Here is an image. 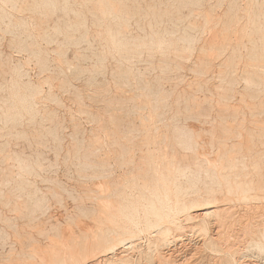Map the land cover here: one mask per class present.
<instances>
[{
  "label": "rangeland",
  "instance_id": "obj_1",
  "mask_svg": "<svg viewBox=\"0 0 264 264\" xmlns=\"http://www.w3.org/2000/svg\"><path fill=\"white\" fill-rule=\"evenodd\" d=\"M14 1L0 0V264H23V262L24 264H49L47 261L40 259L38 251L40 248L45 250L50 248L47 245L53 244L52 242L56 243L57 237L55 235L57 236L58 233H55V231L60 232L63 228H70L77 240L81 239L82 234L79 232H82L83 229L90 232L93 230L92 233L94 234H100L103 229L112 231L116 229L133 230L135 232L134 247L128 251H122L123 248L116 250V253L121 255L124 252L126 253L124 257L128 256L127 261H122L119 264H159V260H166V258L171 260L167 259L168 263H172L175 260L174 262H177V264L178 262L180 264H264V251L256 248V243L254 242L255 237H258L256 239L258 242L262 241V236L260 237V235H262L264 229L261 231L256 228H260V225L264 226V217L258 219V217H254V214L255 216L258 215L259 218L264 216V196H251L249 197L250 199L246 200L247 198H243L244 192H238L241 188L239 187L240 189L237 188L236 190L242 197L235 192L236 190L234 191L235 188L233 187H236V184L238 185L240 181H253L252 178H254L253 182H257L259 178H256L260 177L258 174L261 173V170L264 172V140H262L264 139V134L261 133L264 132V126H262L264 124V85L260 84L264 83V80H262L264 79V33L259 31L260 29L258 30L259 27L264 26V9H262L264 8V0H110L115 2L112 3L113 5H118L117 7L121 9L116 8L117 12L110 9L109 0H92L93 2L90 0H26L27 2L19 0L17 3ZM13 2L16 4L15 6ZM67 5H70V7ZM22 6L28 9L22 8ZM19 7L25 10L22 11ZM79 12L82 13V16L81 14L79 16ZM119 13L122 16L121 18L120 15L117 17ZM207 13L212 14L214 17H208L209 14L207 15ZM258 13L261 15L258 16ZM226 14H229L230 17L235 15L237 19L228 18L229 16ZM234 19L238 21L233 22L235 21ZM257 20H261L259 21L260 24ZM226 22L231 24L232 28L225 26L226 30L222 28V30H225L223 34L228 36L230 34L229 37L231 38L229 39L231 40H227L221 45L218 43L222 47L221 49L227 44L229 46L223 49H228L224 51L225 53H221L223 50L218 49L219 46L209 43V40L213 41L212 37L215 34V32L210 33L211 36L209 32L214 30L217 33L219 31L217 28L218 24L223 27L228 25ZM195 23H197L196 26ZM205 24H207L206 27L208 26L211 29L208 27L206 29L204 27ZM254 25L255 27L257 26L256 29ZM239 26H241L240 29L238 28ZM243 26L247 27L245 30H248V34H251V31L253 32L252 35L259 32L257 35L261 36V38L256 35L247 36L245 31L240 32L244 29ZM222 30L220 29V32L217 33L218 36H224L223 34L221 35ZM234 30L240 33L238 34L239 36L236 35L237 33ZM243 34L246 38L243 37ZM240 35H242L244 40L242 37L239 38ZM250 36L252 37L249 39L248 37ZM235 37L239 39V42L237 41L239 45H237ZM203 40H207L206 43ZM249 40H256L257 43ZM229 44L232 45L230 46ZM205 45L209 49L206 48L207 46L204 47ZM201 46H203L204 51H201L203 50L200 48ZM210 46H216V48H211ZM205 48L207 51L210 50V53ZM253 50L256 51V55L263 52L261 53L263 56L260 54L261 58L258 59L260 56L257 55L258 57H256ZM260 50L261 52H259ZM200 51L201 54H199ZM251 51L254 52V56ZM215 52L216 54L221 53L220 61L217 55L212 54L214 57H212L213 64H211V61H208L211 57L206 58L209 56L207 53ZM236 52L238 53L235 54ZM250 52L251 54H249ZM184 53L187 57L184 56ZM203 53L206 56L204 58L208 60L200 59L203 58L201 56L204 55ZM197 54L201 57L199 56L200 58H198ZM230 55L231 57L233 56V59H231ZM236 55H241L242 57H238V59L243 58L242 61L240 60L239 62L234 57ZM214 58H217V62ZM245 58H248L250 62L255 59L258 65L261 62V69H258L260 71L255 68L258 65L254 63L257 66L253 65L249 69L257 71L253 70L255 71L254 74L250 72L247 77L245 72L248 71L242 70L246 66H242V64L248 65L246 63L248 60ZM224 59L232 67L226 65ZM234 59L235 61H233ZM231 60L235 63H231ZM196 61H202V63L198 62L197 64ZM214 61L216 62L215 65ZM236 62L237 65L241 64L238 66L241 69H238ZM210 64L211 67L206 66ZM216 64L218 66L220 64V67ZM202 65L208 67V69L217 67V71H221L222 68H226V70L224 72L223 70L221 72L218 71V74L213 68L211 69L214 71L212 75L210 74L211 70L206 71V68L199 70L204 67ZM236 67L243 72V78L241 77V71L239 72ZM232 68L235 71L237 70L238 74L235 71H231ZM228 70L233 74H229ZM239 74L240 76H236ZM207 75L211 76L208 78ZM205 76L207 77L204 78ZM257 76L261 77L260 83V78ZM253 78L256 79L254 80ZM199 79L202 81H199ZM195 80L196 82H192ZM252 80L257 85L253 84ZM197 82L203 85L199 86L197 84L198 87H202V90L195 85ZM200 82L203 83L201 84ZM215 90L221 91H218L219 93L217 94ZM222 91L225 94L227 93V95H224ZM151 93H155L156 96L159 93L161 96L158 95L159 97H156ZM213 93L215 94L213 95ZM23 94L26 95L23 96ZM185 95H188V97ZM205 95L207 96L205 97ZM221 95L223 98L222 103L219 98ZM207 97H211L210 100ZM205 99L209 100V102H205ZM225 99L227 104L224 103ZM189 100H196L195 102L193 101L195 106ZM199 100L202 103L199 104ZM242 101L246 102V104ZM248 101L253 104L247 105ZM231 103L235 105L232 107ZM198 105L199 107H197ZM225 105L229 108L232 107L230 109L232 111L228 112L229 108L225 109ZM236 105L239 107V110H235L240 114L239 118L235 111L233 113V109H237ZM241 105L247 106L246 110ZM251 106L259 107L260 111L257 107L256 109ZM223 110H226V112ZM252 111H257L260 114L258 113V115L257 112L252 113ZM261 112L263 113L261 114ZM230 113L232 116L235 115L237 117H232L229 115ZM252 114L254 115L252 116ZM227 115L229 116L225 117ZM253 117L256 119H253L252 122ZM233 119H235L234 122ZM236 120L241 122H238L240 125L236 123ZM225 121L229 123V126L231 125L230 128L236 127L231 128L233 132H230L231 129L228 128ZM259 122H261V126ZM224 126L226 128H222ZM243 126H246L244 130L246 132H242V134H246L245 136L240 134L243 131ZM258 128L261 129L259 132ZM226 129L230 131H226ZM234 130L237 131L234 132ZM193 131L196 133H193ZM198 131L202 133H200L203 136L202 140H200L201 135ZM224 131L226 136L223 137L221 134ZM247 133H251L250 135L256 139L254 140V145L253 141L252 144L250 143L253 137L247 136ZM254 133L255 135H253ZM256 133H261L259 134L261 136ZM111 134L114 137H111ZM195 134H199V140L195 139L198 138ZM234 134L237 137L242 135L244 138L242 140H246L241 141V143H246L243 145L244 148H247L246 150L240 145L241 143L239 144L241 138L238 140L239 137H235ZM121 135L126 136L125 139ZM164 135H167V138ZM110 137L113 140H110ZM217 137L226 139L222 141ZM234 137L237 139L235 140ZM261 137L263 138L261 139ZM170 138L172 142L169 141ZM210 138H216L217 142ZM248 139H250L249 143ZM103 141L104 144H102ZM118 141L120 142L118 143ZM162 142L168 146V149ZM214 144H218V146ZM200 145H203L201 146V148L203 147L202 149L199 148ZM208 145L217 149L215 148L214 150ZM229 145H234V148L231 146L232 151H230ZM251 145H256V150ZM98 146L99 149L100 147L104 149L99 150ZM119 149L125 150L120 152L122 155L118 154ZM227 149L229 151L222 152L227 157L223 156L222 153L218 154V151ZM95 150L97 151L93 152ZM111 150H113V153ZM166 150H170L168 151L169 154ZM245 151L248 152L244 154ZM150 152L154 156L150 157ZM227 152H232L233 154L228 155ZM178 153L180 154L179 157ZM203 153L205 156L200 155ZM215 153L219 156L216 157ZM234 153L237 155L235 154L236 156H234ZM182 154L189 157L186 158ZM208 154H212V156ZM243 154L244 160L248 161L252 167L248 165V162H244L241 159ZM159 155H162L159 157H162V161L159 160L160 162H158V158H155ZM165 155L167 157L163 158ZM181 155L185 158H182ZM248 155H253L251 156L253 158L249 159ZM257 155L258 158H261L260 163L262 165H258L260 163L257 160L258 158H256ZM125 156L128 159L131 157V159L128 160ZM194 156H199L198 160ZM238 156L241 158L236 159ZM152 157L155 159L153 160ZM180 157L182 159L177 160ZM203 157L204 159L199 161ZM223 157L227 159L229 157V161L226 158L223 159ZM205 158L211 159L205 161ZM146 159L147 161H145ZM103 160L106 164H102ZM151 160L157 161V164ZM212 160L217 166L213 164ZM99 161L101 165L97 164L98 166H96ZM191 161L192 163H190ZM223 161L226 164H230V166H224ZM251 161L254 163L252 164ZM219 162L223 163V165ZM231 162H234L233 164L235 165ZM158 163H160V167L162 166L161 168H158ZM27 164L31 165V169L29 165L27 167ZM166 164L169 169H167ZM241 165L249 167V170L245 171L246 169ZM226 166L227 169L225 168ZM165 167L170 175H166ZM258 167L261 169L260 171L255 170V168L259 169ZM154 168L160 170H158L159 172L155 171L158 174L152 172L155 170ZM236 168H240L237 169L239 171L234 170ZM251 168L255 171L254 174L251 173ZM225 170H228L225 173H231L232 176L225 174L223 172ZM244 171L249 172V174ZM239 172H244L245 174H240ZM232 173L235 176L239 173V176L237 175L238 178L244 175H249L252 178L249 180L244 177L242 178L243 180L241 178V180H237V177ZM162 174H164L163 177L165 176L164 179L161 176ZM151 175H153L152 178H149ZM222 175L223 177L225 176L224 182L219 179L220 177L223 178ZM226 175L237 181L231 179V184H229V178H226ZM169 177H172V179ZM156 178L158 179L156 180ZM152 180H159L160 183L158 181L159 184L157 182H155L157 185L153 184L154 181ZM163 180L167 181V183L163 182ZM101 184H104L105 187ZM147 185L150 188L148 189L149 192L146 189L148 188ZM225 185L227 187L232 186L228 189ZM106 186L108 189H106ZM178 187L180 188L178 189ZM157 188L163 189L164 193L165 189L167 192L170 191L167 193L168 198L165 203L168 206L166 207L167 211H170L171 214L165 222L162 221L159 225L153 224L149 226L148 219L150 218L152 221L154 217L152 214L147 215L146 208L148 206L146 205L148 203L145 200L154 190H158ZM241 191L243 190L241 189ZM112 192L114 196L111 195L113 194ZM237 195L240 197H237ZM129 203H132L139 210L136 214L137 217L134 219L135 222H132L133 224L127 214L129 212L123 211L124 206ZM212 205H225V207L229 208V211L226 212L228 215L224 214L225 218H228L229 215L232 217L231 213L234 215L233 218L230 216V219L226 218L231 220L230 222L226 219L221 222L224 225L223 228H221V224L218 225L217 223L223 220L222 218L219 220V216H194L193 218L189 215V211L194 215L193 213L196 212L194 209ZM16 207L18 208L16 209ZM178 207H180V210ZM230 207L231 210L233 209L232 211H230ZM20 211L21 214L18 216ZM250 213L253 214V219L256 218V220L252 221L255 222L254 227L258 225L255 228L256 231L261 232L259 235V232L252 231L253 235L250 234L251 238L247 235V237H244L245 235L241 233L244 229L242 226L246 225V222L250 220L248 223L250 226L252 224H250L251 220H253ZM171 219L172 222H170ZM70 221L74 225L70 224ZM257 221H262L263 223L261 222L259 225ZM240 222L244 223L241 224ZM130 225H133V228ZM220 225V232L225 230L222 233L226 234L228 229L227 236L230 235L231 237L224 236L225 234L223 236L218 235V233L221 234L218 231ZM159 226L165 230L163 234H159L161 231ZM263 226L261 229L264 228ZM39 229L41 232L44 230V233L42 232L43 235H40ZM48 231H50L51 236H54H49ZM253 232H256L255 234H258V236H255ZM47 235L51 238L50 240L46 238ZM224 237H227L226 240ZM236 238L238 242H235ZM246 238L249 242L245 241ZM213 239H216V242ZM221 239L227 243L222 241V243L218 242L216 244L217 240L220 241ZM219 244L223 246V250ZM231 245L234 248H231ZM229 246L231 250H235H232V255L228 254L232 252L227 249ZM240 249L244 251L241 252ZM163 251L165 252L163 253ZM101 254L103 253L99 255L97 253L95 258L99 259ZM159 255L166 257L160 258ZM226 255H229L227 256L228 258H224ZM223 258L227 260H222ZM116 263L113 262V264Z\"/></svg>",
  "mask_w": 264,
  "mask_h": 264
},
{
  "label": "bare ground",
  "instance_id": "obj_2",
  "mask_svg": "<svg viewBox=\"0 0 264 264\" xmlns=\"http://www.w3.org/2000/svg\"><path fill=\"white\" fill-rule=\"evenodd\" d=\"M12 1H14V0H12ZM18 1H19V0H18ZM18 1H16V2L14 1V2L17 3ZM65 1H66V0H65ZM74 1H77V0H74ZM85 1H86V0H85ZM90 1H92V0H90ZM99 1H100V0H99ZM109 1H110V0H109ZM188 1H190V0H188ZM199 1H200V0H199ZM14 2H13V3H14ZM25 2H27V1L25 0ZM92 2H93V1H92ZM15 3H14V6L16 5ZM53 3H54V2H53ZM69 3H70V2H69ZM101 3H102V2H101ZM101 3H100V4H101ZM109 3L111 4V5H110L111 8H110V7H108V8L113 9L114 11L117 12L116 8H119V7H117L118 5H116V6L113 5L112 3H115V2H112V1H110ZM243 3H244V1H243ZM55 4H56V3H55ZM82 4H83V3H82ZM26 5H28V4H26ZM88 5H89V4H88ZM101 5H103V4H101ZM159 5H160V4H159ZM37 6H38V5H37ZM55 6H56V5H55ZM67 6L70 7V5H67ZM95 6H96V5H95ZM154 6H155V5H154ZM259 6H260V5H259ZM24 7H25V6H24ZM24 7L22 6V8H24ZM51 7H53V6L51 5ZM65 7H66V6H65ZM247 7H248V6H247ZM19 8H20V7H19ZM25 8L28 9L27 7H25ZM66 8H68V7H66ZM261 8H262V6L260 7V10H261ZM20 9H21V8H20ZM33 9H35V8H33ZM52 9H53V8H52ZM101 9L103 10V8H101ZM170 9H171V8H170ZM262 9H264V8H262ZM21 10H22V9H21ZM23 10H25V9H23ZM23 10H22V11H23ZM97 10H98V9H97ZM113 10H112V11H113ZM119 10H121V9L119 8ZM66 11H67V9H66ZM103 11H104V10H103ZM125 11H126V10H125ZM256 11H257V10H256ZM119 12H120V11H119ZM253 12H255V11H253ZM259 12H260V11H259ZM94 13H97V12H94ZM114 13H115V12H114ZM80 14H81V16H82V13L79 12V16H80ZM122 14H123V13H122ZM208 14H209V13H207V15H208ZM258 14H259V13H258ZM258 14H256V15H258ZM261 14H262V11H261ZM261 14H259L258 16H260ZM119 15H120V13L118 14L117 17H119ZM123 15H124V14H123ZM226 15L229 16V14H226ZM230 15H231V14H230ZM263 15H264V13H263ZM125 16H126V15H125ZM210 16L214 17L212 14H209V15H208V17H210ZM219 16H220V15H219ZM233 16H234V17H233ZM102 17H103V16H102ZM121 17H122V16L120 15V18H121ZM225 17H227V16H225ZM231 17H232V18H236L235 15H232ZM231 17L229 16L228 18H231ZM76 18H77V17H76ZM149 18H151V17H149ZM206 19H207V18H206ZM221 19H222V18H221ZM236 19H237V18H236ZM236 19H234L235 21H233V20H232V21H233V22H237L238 20H236ZM248 19H249V18H248ZM83 20H86V19H83ZM83 20H82V21H83ZM131 20H132V19H131ZM209 20H210V19H209ZM218 20H219V18H218ZM223 20H224V19H223ZM101 21H102V20H101ZM196 21H197V20H196ZM232 21H231V22H232ZM250 21H251V20H250ZM255 21H256V20H255ZM255 21H254V23H256ZM257 21H258V20H257ZM259 21H261V20H259ZM259 21H258V22H259ZM124 22H125V21H124ZM210 22H211V20H210ZM210 22H209V23H210ZM220 22H221V20H220ZM222 22H224V21H222ZM229 22H230V19H229ZM262 22H263V21H262ZM25 23H26V22H25ZM80 23H82V22H80ZM83 23H84V22H83ZM129 23H130V22H129ZM218 23H219V22H218ZM263 23H264V22H263ZM98 24H99V23H98ZM101 24H102V23H101ZM196 24H197V23H195V26H196ZM203 24H204V23H203ZM220 24H222V23H220ZM226 24H228V25H224L223 27H221V25L219 26V24H218V26L220 27L221 30H222V28H225V26H228V28L231 27V26H230L231 24H229L228 22H226ZM259 24H260V22H259ZM261 24H262V23H261ZM71 25H72V24H71ZM71 25H70V26H71ZM73 25H75V24H73ZM80 25H81V24H80ZM206 25H207V24H205L204 27H206ZM222 25H223V24H222ZM70 26H69V27H70ZM75 26H76V25H75ZM81 26H82V25H81ZM172 26H173V25H172ZM202 26H203V25H202ZM216 26H217V23H216ZM218 26H217V28H218V30H219L218 32H220V29H219ZM241 26H242V25H241ZM241 26H239L238 28L240 29ZM262 26H263V25H262ZM262 26L259 27L258 30L260 29L259 31H262V32L264 33V26H263V27H262ZM72 27H73V26H72ZM98 27H100V26H98ZM207 27H208V26H207ZM207 27H206V29H207ZM212 27H213V26H212ZM243 27H244V26H243ZM243 27H242V29H243ZM108 28H109V27H108ZM208 28H210V27H208ZM231 28H232V27H231ZM231 28H230V30H231ZM254 28L256 29L257 26L255 27V25H254ZM73 29H74V28H73ZM195 29H196V28H195ZM195 29H192V30H195ZM199 29H200V28H199ZM210 29H211V28H210ZM213 29H214V28H213ZM213 29H212V30H213ZM245 29H247V27H244V29L241 30L240 32L245 31V32L247 33L248 30L246 31ZM59 30H60V29H59ZM127 30H128V29H127ZM196 30H197V29H196ZM203 30H204V29H203ZM215 30H217V29H215ZM225 30H226V28H225ZM225 30L223 29V30H222L223 32L221 31V35H222L223 33H225ZM228 30H229V29H228ZM230 30H229V31H230ZM252 30H253V29H252ZM258 30H257V31H258ZM75 31H76V30H75ZM156 31L159 32L160 30H156ZM209 31H210V30H209ZM209 31H208V32H209ZM234 31H236L235 33H237V30H234ZM257 31H256V32H257ZM59 32H60V31H59ZM201 32H202V31H201ZM213 32H215V34H213L214 37H212V38H213V39H212L213 41H210V40H209V43H210V44H213V45H217V46H219L218 49H219V48H220V49L222 48V47L220 46L221 43L223 44V43L226 42L227 40H231V39H229V38H231V37H229L230 34H229V36H228L227 34H226V35L223 34L224 36H218V34H217L218 32L216 33V31H214V30H213V31H210L209 34H210V33H213ZM226 32L228 33V31H226ZM262 32H261V33H262ZM49 33H50V32H49ZM167 33H168V32H167ZM202 33H204V32H202ZM252 33H253L252 31H251V34H250V33H249V34L247 33V36H248V35H252ZM261 33H260V34H261ZM216 34H217V35H216ZM238 34H240V33L238 32L236 35H238ZM257 34H259V32H257ZM257 34H253L252 36L256 35V36H258V37L261 38V36H259V35H257ZM94 35H95V34H94ZM138 35H139V34H138ZM210 35H211V34H210ZM263 35H264V34H263ZM211 36H212V35H211ZM231 36H232V35H231ZM238 36H239V35H238ZM252 36H250V37H248V38L250 39ZM256 36H255V38H256ZM72 37H73V36H72ZM241 37H242V35H240L239 38H241ZM243 37L246 38V36H244V34H243ZM243 37H242V39L244 40ZM70 38H71V37H70ZM208 38H210V37H208ZM235 38H236V37H235ZM255 38H252V39H255ZM87 39H88V37H87ZM205 39H207V38L205 37ZM84 40H85V39H84ZM114 40H115V39H114ZM134 40H135V39H134ZM220 40H221V41H220ZM238 40H239V39L236 38V43H237ZM243 40H242V42H243ZM120 41H121V40H120ZM120 41H119V42H120ZM203 41H204V40H203ZM206 41H207V40H206ZM206 41H204V43H206ZM249 41H251V42H256V43H257L256 40H254V41H253V40H249ZM119 42H118V44H120ZM121 42H122V41H121ZM159 42H160V41H159ZM211 42H212V43H211ZM234 42H235V41H234ZM238 42H239V41H238ZM242 42L240 41V43H242ZM258 42H259V40H258ZM69 43H70V42H69ZM77 43H78V42H77ZM218 43H219L220 45H218ZM201 44H203V43H201ZM253 44H254V43H253ZM258 44H259V43H258ZM106 45H107V44H106ZM114 45H115V44H114ZM208 45H209V44H208ZM227 45H228V44H227ZM227 45H226V46H223V45H222V46H223V49L226 48V47H229V46H227ZM229 45L231 46L232 44H229ZM235 45H236V44H235ZM237 45H239V44L237 43ZM240 45H241V44H240ZM254 45H255V44H254ZM256 45H257V44H256ZM159 46H160V45H159ZM206 46H207V45H205L204 47H206ZM233 46H234V43H233ZM262 46H263V44H262ZM22 47H23V46H22ZM202 47H203V46L200 47L201 49H203V50H201V51H204V48H202ZM210 47H211V48H212V47H215V48H216V46H210ZM235 47H236V46H235ZM237 47H239V46H237ZM255 47H256V46H255ZM257 47H258V46H257ZM108 48H109V47H108ZM114 48H115V47H114ZM206 48L209 49L208 46H207ZM206 48H205V50L207 51ZM233 48H234V47H233ZM263 48H264V46H263ZM218 49H217V50H218ZM223 49H221V50H223ZM230 49H231V48H230ZM225 50H228V49H225ZM225 50L221 51V53H225V52H224ZM261 50H262V49H261ZM261 50H260L259 52H261ZM163 51H164V50H163ZM201 51H200L199 54H201ZM208 51H209V53H210V50H208ZM208 51H207V52H208ZM253 51H254L255 53L251 51V52H252V55H253V53L256 55V51H255V50H253ZM111 52H112V51H111ZM150 52H152V51H150ZM164 52H165V51H164ZM212 52H213V50H212ZM216 52H218V51H216ZM216 52H215V53H211V54L207 53V55H209V56H207V57L205 56L206 53L204 52L205 54L203 53L204 55H201V56H203V58H200L201 56L198 55V54H197V56H198V58H200V59H202V60H203V59H206V58H208V57H209V58L211 57V59H209V60L206 59V60H208L209 62L211 61V64H213V63H212V59H213L212 57H214V56H212V54H213V55H217L218 60H219V57L221 56V55H220L221 53H218V54H219V55H218V54H216ZM232 52H234V51H232ZM251 52H250L249 54H251ZM263 52H264V51H263ZM263 52H261V53H263ZM118 53H119V52H118ZM173 53H174V52H173ZM175 53H176V52H175ZM237 53H238V52H236L235 54H237ZM261 53H259V55H258V54H257V55L260 56ZM231 54L235 55L234 53H231ZM249 54H248V55H249ZM182 55H183V54H182ZM210 55H211V56H210ZM248 55H247V56H248ZM257 55H256V57H258ZM261 55H262V54H261ZM116 56H118V55H116ZM184 56H185V53H184ZM199 56H200V57H199ZM204 56H205L206 58H204ZM228 56H229V55H228ZM228 56H226V57H228ZM236 56H237V55H236ZM236 56H234V57H235L239 62H240V60L242 61L243 58L238 59V57H239V58L242 57L241 55H240V56H237V57H236ZM253 56H254V55H253ZM262 56H263V55H262ZM185 57H187V55H186ZM230 57H231V55H230ZM244 57H246V56H244ZM256 57H254V58H256ZM124 58H125V57H124ZM196 58H197V57H196ZM217 58H214L215 61H216ZM249 58L251 59V57H249ZM260 58H261V56L258 57V59H260ZM88 59H89V58H88ZM226 59H227V58H226ZM226 59H224V62L226 61ZM231 59H233V56L231 57ZM245 59H246V58H245ZM258 59H257V61H258ZM197 60H198V59H197ZM246 60H248V62H246V63H248V65H247V64H242V66H243V65H246V66H244V68L242 67V68H243L242 70H244V71L247 70V71L249 72V73H248V72H245V74L247 73V74H246L247 77H248V74H250V72L254 74L255 71H257L258 69H261V66H260V65H261V62H260V61H258V62H260V65H258V64L256 63L255 59L252 60V62H250V60H249L248 58H247ZM5 61H6V60H5ZM208 61H206V62H208ZM215 61H214V65H215V63L217 62V61H216V62H215ZM219 61H220V60H219ZM222 61H223V60H222ZM227 61H228V60H227ZM233 61H235V59H234ZM253 61H255V62H253ZM263 61H264V59H263ZM3 62H4V61H3ZM101 62H103V61H101ZM101 62H100V63H101ZM196 62H197V61H196ZM198 62H199V63H202V61H201V62L198 61ZM198 62H197V64H198ZM230 62H231V63H235V62H232V60H231ZM132 63H133V62H132ZM218 63H220V62H218ZM222 63H223V62H222ZM227 63H228V62H227ZM227 63L225 62L226 65H228ZM241 63H243V62H241ZM244 63H245V61H244ZM254 63L257 64L258 67H260V68L255 67L257 70H255V69H249L250 67H253V65H255ZM211 64H210V65H206V66L211 67ZM225 64L223 63V65H225ZM263 64H264V63H263ZM75 65H76V64H75ZM216 65H217V64H216ZM239 65H241V64H239ZM239 65H237V62H236V66L238 67ZM257 65H255V66H257ZM178 66H179V65H178ZM202 66H204V65H202ZM206 66L201 67V68L198 67V68H200L199 70H201L202 68H204V69L206 68V69H205L206 71H207V70L209 71V70L215 68L214 71H217V70H216L217 67H212V68L208 69V67H206ZM217 66H218V65H217ZM228 66H231V67H232V65H228ZM118 67H119V66H118ZM171 67H172V66H171ZM176 67H177V66H176ZM218 67H220V64H219ZM231 67H230V68H231ZM237 67H236V69H237ZM227 68H228V67H227ZM204 69H202V70H204ZM238 69H241V68L238 67ZM238 69H237V70H238ZM263 69H264V67H263ZM115 70H116V69H115ZM172 70H173V69H172ZM199 70L196 69V71H198V72H199ZM222 70H223V72H224V70H226V68H225V69L222 68ZM222 70H221V71H222ZM230 70H231V69H230ZM237 70L235 71L234 68H232L231 71H235L236 74H238ZM253 70H255V71H253ZM212 71H213V70H211V72H212ZM214 71H213V73L210 72V74L213 75V74H214ZM218 71H220V70H218ZM218 71H217V73H218ZM221 71H220V72H221ZM238 71H239V70H238ZM240 71H241V70H240ZM240 71H239V72H240ZM258 71H260V70H258ZM198 72H197V73H198ZM228 72H229V70H228ZM16 73H17V72H16ZM202 73H203V72H202ZM207 73H208V72H207ZM215 73H216V72H215ZM225 73H226V72H225ZM231 73H232V72H229V74H231ZM240 73H241V77H242V73H243V72L241 71ZM259 73H260V72H259ZM124 74H125V73H124ZM218 74H219V73H218ZM232 74H233V73H232ZM135 75H136V74H135ZM246 75H245V76H246ZM255 75H257V74L255 73ZM259 75H260V74H259ZM259 75H258V76H259ZM132 76H133V75H132ZM200 76H201V75H200ZM207 76H208V75H207ZM207 76H205L204 78H206ZM210 76H211V75H210ZM210 76H208V78H209ZM220 76H222V74H220ZM223 76H225V75H223ZM228 76H231V75H228ZM236 76H240V74H239V75H236ZM250 76H251V75H250ZM252 76H254V75H252ZM258 76H257V77H258ZM260 76H263V75H260ZM217 77H218V76H217ZM243 77H244V76H243ZM243 77H242V78H243ZM254 77H256V76H254ZM92 78H93V77H92ZM198 78H199V77H198ZM200 78H201V77H200ZM258 78H260V79H259V80H260L259 83H260V82H261V77H258ZM202 79H203V78H202ZM230 79H231V78H230ZM232 79H233V77H232ZM236 79H238V78L236 77ZM251 79H252V78H251ZM253 79H254V78H253ZM255 79H256V78H255ZM255 79H254V80H255ZM93 80H94V79H93ZM155 80H156V79H155ZM177 80H178V79H177ZM196 80H197V79H196ZM196 80H195V81H192V82H196ZM200 80H201V79H199V81H200ZM204 80H205V79H204ZM254 80H252L251 82L253 83ZM262 80H264V79H262ZM66 81H67V80H66ZM197 81H198V80H197ZM201 81H202V80H201ZM235 81H237V80H235ZM246 81H247V80H246ZM257 81H258V80H257ZM188 82H189V81H188ZM190 82H191V81H190ZM231 82H232V81H231ZM254 82H255V81H254ZM198 83H199V82L195 83V85H196L197 87H198V85H199V86H203V85H200V84H198ZM200 83H201V82H200ZM202 83H203V82H202ZM202 83H201V84H202ZM249 83H250V82H249ZM91 84H92V82H91ZM139 84H140V83H139ZM156 84H157V83H156ZM189 84H190V83H189ZM197 84H198V85H197ZM253 84H256V83H253ZM260 84H263V85H264L263 82L260 83ZM26 85H27V84H26ZM30 85H31V84H30ZM108 85H109V84H108ZM195 85H193V86H195ZM256 85H257V84H256ZM258 85H259V84H258ZM154 86H155V85H154ZM29 87L31 88V86H29ZM184 87H185V86H184ZM188 87H190V86H188ZM197 87H196V88H197ZM250 87H251V86H250ZM27 88H28V86H27ZM151 88H152V87H151ZM190 88H191V87H190ZM198 88L201 89L202 87H198ZM183 89H184V88H183ZM186 89H187V88H186ZM191 89H192V88H191ZM28 90H30V89H28ZM140 90H142V89L140 88ZM192 90H193V89H192ZM201 90H202V89H201ZM149 91H151V90H149ZM182 91L185 92L184 90H182ZM182 91H181V93H182ZM193 91H194V90H193ZM196 91H198V90H196ZM199 91H200V90H199ZM215 91H216L217 94H218L221 90H220V91L218 90L219 92H218L217 90H215ZM33 92H34V91H33ZM88 92H89V91H88ZM152 92H153V91H152ZM223 92H224V91H222V93H223ZM31 93H32V92H31ZM195 93L197 94V92H195ZM222 93H221V94H222ZM151 94H153V93H151ZM191 94H192V93H191ZM214 94H215V93H213V95H214ZM217 94H216V95H217ZM25 95H26V94H23V96H25ZM32 95H33V94H32ZM32 95H30V96H32ZM91 95H92V94H91ZM149 95H150V94H149ZM153 95L156 96L155 93H154ZM158 95H160V94L158 93ZM158 95H157V96H158ZM197 95H198V94H197ZM224 95H227V93L225 94V92H224ZM224 95H223V96H224ZM154 96H153V97H154ZM157 96H156V97H157ZM160 96H161V95H160ZM185 96L188 97V95H185ZM189 96H190V95H189ZM206 96H207V95H205V97H206ZM252 96H253V95H252ZM156 97H155V98H156ZM158 97H159V96H158ZM196 97H200V96H196ZM205 97H204V98H205ZM242 97H244V96H242ZM256 97H258V96H256ZM20 98H21V95H20ZM151 98H152V97H151ZM160 98H161V97H160ZM192 98H193V97H192ZM207 98H208V97H207ZM210 98H211V97H209L208 99L210 100ZM219 98L221 99V101H220V100H219V101L222 103V99H223V98H222V95H221ZM225 98H226V97H225ZM244 98H246V97H244ZM253 98H254V96H253ZM21 99H22V98H21ZM158 99H159V98H158ZM188 99H189V98H188ZM193 99H194V98H193ZM246 99H247V98H246ZM23 100H24V98H23ZM156 100H157V99H156ZM205 100H206V99H205ZM209 100H208V101L206 100L205 102H209ZM255 100H256V99H255ZM255 100H254V101H255ZM189 101L191 102L192 100H189ZM193 101H194V100H193ZM193 101H192V103H193ZM195 101H196V100H195ZM195 101H194V102H195ZM201 101H202V99H201ZM225 101H227L226 99L224 100V103L227 104ZM254 101H253V102H254ZM25 102H26V101H25ZM202 102H203V101H202ZM202 102H200V100H199V104L202 103ZM242 102H244V101H242ZM176 103H177V102H176ZM176 103H175V104H176ZM197 103H198V101H197ZM244 103L246 104V102H244ZM244 103H243V105H244ZM254 103H255V102H254ZM145 104H146V103H145ZM156 104H157V103H156ZM209 104H210V103H209ZM231 104H232V103H231ZM249 104L252 105L253 103H252V102L250 103V102L248 101L247 105H249ZM192 105L195 106V103H193ZM216 105H217V104H216ZM219 105H221V104H219ZM234 105H235V104H234ZM234 105L232 104V107H233ZM186 106H188V105H186ZM217 106H218V105H217ZM238 106H240V105H238ZM241 106H242V105H241ZM258 106H259V105H258ZM260 106H261V105H260ZM144 107H145V106H144ZM189 107H190V106H189ZM197 107H199V105H198ZM220 107H221V106H220ZM224 107H225V109L229 108V107H227V105H225ZM232 107L229 108V111H228V112H231V111H232V110H230V109H232ZM236 107H237V105H236ZM242 107H245V106H242ZM251 107L253 108V107H255V106H251ZM256 107H257V106H256ZM256 107H255V108H256ZM263 107H264V106H263ZM125 108H126V107H125ZM194 108H195V107H194ZM194 108H193V109H194ZM222 108H223V107H222ZM246 108H247V106L245 107V110H246ZM255 108H254V109H255ZM257 108H258V110H259V107H257ZM257 108H256V109H257ZM140 109H141V108H140ZM197 109H198V108H197ZM197 109H196V110H197ZM256 109H255V110H256ZM263 109H264V108H263ZM29 110H31V109H29ZM118 110H119V109H118ZM177 110H178V109H177ZM235 110H239V107H237V109H233V113H234ZM240 110H241V109H240ZM242 110H244V109L242 108ZM245 110H244V111H245ZM248 110L250 111V109H248ZM258 110H257V111H258ZM192 111H194V110H192ZM197 111H198V110H197ZM197 111H196V112H197ZM223 111L226 112V110H223ZM257 111H255V112H257ZM259 111H260V110H259ZM261 111H262V110H261ZM263 111H264V110H263ZM134 112H135V111H134ZM196 112H195V113H196ZM225 112H224V113H225ZM228 112H227V114H228ZM235 112H236V111H235ZM238 112H240V111H238ZM242 112H243V111H242ZM255 112L252 111V113H255ZM120 113H121V112H120ZM128 113H129V112H128ZM236 113H237V112H236ZM258 113H259V112H257V114H258ZM262 113H263V112H261V114H262ZM132 114H133V112H132ZM196 114H197V113H196ZM241 114H242V113H241ZM259 114H260V113H259ZM259 114H258V115H259ZM229 115L232 116L231 113H230ZM229 115H227V116H225V117H228ZM237 115H238V118H239V115H240V114L237 113ZM253 115H254V114H252V116H253ZM255 115H256V114H255ZM258 115H256V116H258ZM16 116H17V115H16ZM234 116H235V115H233L232 117H234ZM256 116H255V117H256ZM35 117H36V116H35ZM235 117H237V116H235ZM255 117L252 118V120H251L252 122H253V119H256ZM102 118H104V117H102ZM172 118H173V117H172ZM243 118H245V117H243ZM246 118H248V117H246ZM47 119H48V118H47ZM175 119H176V118H175ZM223 119H225V118H223ZM257 119H259V118H257ZM145 120H146V118H145ZM149 120H150V119H149ZM156 120H157V119H156ZM234 120H235V119H233V122H234ZM237 120H238V119H237ZM237 120H236V123L240 122V121H237ZM244 120H245V119H244ZM246 120H247V119H246ZM241 121H242V120H241ZM247 121H248V120H247ZM259 121H260V120H259ZM100 122H101V121H100ZM115 122H116V121H115ZM225 122H226V121H225ZM233 122H231V123L233 124ZM245 122H246V121H245ZM254 122H255V121H254ZM261 122H262V121H261ZM261 122H259V125H260V126H261ZM226 123H227L228 128H230L231 125L229 126V123H228V122H226ZM236 123H235V124H236ZM240 123H241V122H240ZM240 123H238V125H240ZM256 123H257V122H256ZM143 124H144V123H143ZM220 124H221V121H220ZM242 124H243V123H242ZM251 124H253V123H251ZM59 125H60V124H59ZM223 125H225V124H223ZM238 125H237V127H238ZM257 125H258V124H257ZM225 126H226V125H225ZM225 126L222 127V128H226ZM232 126H233V125H232ZM241 126H242V125H241ZM241 126H240V127H241ZM251 126H252V125H251ZM254 126H255V125H254ZM254 126H253V127H254ZM262 126H264V124H262ZM55 127H56V126H55ZM75 127H76V126H75ZM233 127H235V126H233ZM233 127H231V128H233ZM243 127H244V128H243V131L238 130L239 128L237 129L238 131H241L240 134H242V132H243V133L246 132V131L244 132L246 126H243ZM61 128H62V127H61ZM231 128H230V129H231ZM235 128H236V127H235ZM259 128H260V127H259ZM259 128H258V132H259V130H261V129H259ZM142 129H143V128H142ZM251 129H252V127H251ZM253 129H254V128H253ZM255 129H256V128H255ZM215 130H216V129H215ZM215 130H214V131H215ZM224 130H225V129H224ZM227 130H229V129H226V131H227ZM237 130H234V132H236ZM262 130H263V129H262ZM130 131H132V130H130ZM130 131H128V132H130ZM229 131H230V130H229ZM247 131H249V130H247ZM253 131H254V130H253ZM134 132H135V131H134ZM198 132H199V131H198ZM198 132H197V133H198ZM219 132H221V131L219 130ZM230 132H233V130L231 129ZM249 132H250V131H249ZM254 132H255V131H254ZM256 132H257V131H256ZM23 133H25V132H23ZM102 133H103V132H102ZM193 133H196V132L193 131ZM200 133H201V132H199V134H200ZM222 133H223V134H221V135H223V137L226 136V135H224V134L226 133L225 131L222 132ZM261 133L264 134V132H261ZM261 133H259V134H261ZM54 134H56V133H54ZM99 134H100V133H99ZM114 134H115V133H114ZM199 134H195V135H197L196 137H198V138H195V139H198V140H199V138H200ZM201 134H202V133H201ZM201 134H200V135H201ZM213 134H214V133H213ZM235 134H236V133H235ZM235 134H234V136L237 137V135H235ZM247 134H248L247 136L253 137L252 135H250L251 133H247ZM256 134H258V133H256ZM259 134H258V135H259ZM15 135H16V134H15ZM23 135H24V134H23ZM51 135H52V134H51ZM127 135H128V134H127ZM195 135H194V136H195ZM221 135H219V136L221 137ZM227 135H228V134H227ZM238 135H239V134H238ZM242 135L245 136L246 134H242ZM242 135H240L241 137L238 136L239 138L237 137L238 140L241 138L239 144L241 143V141H246V140H242V139H244V138L242 137ZM253 135H255V133H254ZM109 136H110V135H109ZM117 136H118V135H117ZM117 136H116V137H117ZM121 136H122V135H121ZM128 136H129V135H128ZM128 136H127V137H128ZM164 136H165V135H164ZM164 136H163V137H164ZM166 136H167V135H166ZM166 136H165V137H166ZM190 136H191V135H190ZM214 136H215V134H214ZM230 136H232V135L230 134ZM247 136H246V137H247ZM256 136H257V135H256ZM259 136H261V135H259ZM25 137H26V136H25ZM111 137H114V136H112V134H111ZM111 137H110V138H111ZM122 137H124V136H122ZM125 137H126V136H125ZM125 137H124V139H125ZM202 137H203V136L201 135V139H200V140H202ZM215 137H216V136H215ZM220 137H219V138H220ZM227 137H228V136H227ZM232 137H233V136H232ZM235 137H234V139L236 140L237 138H235ZM250 137H249V138H250ZM107 138H108V137H107ZM147 138H148V137H147ZM159 138H160V136H159ZM159 138H157V139H159ZM166 138H167V137H166ZM190 138H192V137H190ZM217 138H218V137H217ZM219 138H218V139H219ZM221 138H222V137H221ZM247 138H248V137H247ZM262 138H263V137H261V139H262ZM117 139H118V137H117ZM117 139H116V140H117ZM120 139H121V138H120ZM210 139H212V140L214 139V141H216V138H210ZM223 139H226V138H223ZM223 139H219V140L224 141ZM245 139H246V138H245ZM110 140H113V139L111 138ZM114 140H115V139H114ZM121 140H122V139H121ZM161 140H162V139H161ZM170 140H172V139L170 138L169 141H170ZM198 140H197V142H198ZM231 140H233V139H231ZM248 140H249V141H248ZM248 140H247V141H248V143H249V142H250V139H248ZM254 140H256V139H254V137H253V139H251V142H250V143L252 144V141H253V145L255 144V143H254ZM257 140H259V139L257 138ZM262 140H264V139H262ZM99 141H100V140H99ZM123 141H124V140H123ZM210 141H211V140H210ZM214 141H213V142H214ZM228 141H229V140H228ZM259 141L261 142V140H259ZM108 142H109V140H108ZM119 142H120V141H118V143H119ZM170 142H172V141H170ZM170 142H169V144H171ZM185 142H186V141H185ZM195 142H196V141H195ZM199 142H200V141H199ZM216 142H217V141H216ZM46 143H47V142H46ZM100 143H101V142H100ZM111 143H114V142H111ZM162 143H164V142H162ZM162 143H161V145H162ZM173 143H174V142H173ZM178 143L180 144V142H178ZM181 143H184V142H181ZM203 143H204V142H203ZM208 143H209V142H208ZM208 143H207V144H208ZM214 143H215V142H214ZM218 143H220V142H218ZM221 143H224V142H221ZM244 143H245V142H244ZM244 143L242 142V143L240 144V145H242L243 148H244L243 145L246 144V143H245V144H244ZM79 144H80V143H79ZM97 144H99V143H97ZM102 144H104V141H103ZM102 144H101V145H102ZM114 144H115V143H114ZM120 144L122 145V143H120ZM164 144H165V143H164ZM169 144H168V145H169ZM185 144H187V143H185ZM198 144H200V143H198ZM228 144H229V143H228ZM237 144H238V142H237ZM101 145H100V146H101ZM105 145H106V144H105ZM121 145H120V146H121ZM123 145H124V144H123ZM158 145H159V144H158ZM174 145H175V143H174ZM204 145H206V144H204ZM210 145H211V144H210ZM214 145L218 146V144H214ZM214 145H213V146H214ZM253 145H251V146H253ZM110 146H111V145H110ZM133 146H134V145H133ZM135 146H136V145H135ZM162 146H163V145H162ZM162 146H160V147H162ZM165 146H166V144H165ZM165 146H164V147H165ZM201 146H203V145H200V147H199L200 149L203 148V147L201 148ZM208 146H209V145H208ZM221 146H222V145H221ZM221 146H220V147H221ZM223 146H225V145H223ZM229 146H230V145H229ZM231 146H233V148H234V145H231ZM231 146H230V149H231L230 151H232V147H231ZM249 146H250V144H249ZM249 146H248V148H249ZM255 146H256V145H255ZM255 146H253V149L256 150V147H255ZM2 147H3V146H2ZM94 147H95V145H94ZM96 147H97V146H96ZM167 147H168V146H166V148H167ZM171 147H172V146H171ZM173 147H175V146H173ZM196 147H197V145H196ZM209 147H211V146H209ZM214 147H215V146H214ZM220 147H219V148H220ZM238 147H240V146H238ZM101 148H102V147H100V149H99V146H98V149H99V150H103V149H104V148H102V149H101ZM111 148H112V147H111ZM206 148H207V147H206ZM211 148H213V147H211ZM215 148H216V147H215ZM215 148H213V149L215 150ZM250 148H251V147H250ZM92 149H93V148H92ZM113 149H114V146H113ZM120 149H121V147H120ZM120 149H119V150H120ZM122 149H123V148H122ZM163 149H165V148H163ZM167 149H168V148H167ZM207 149H208V148H207ZM213 149H212V151H213ZM216 149H217V148H216ZM220 149H221V148H220ZM223 149H224V148H223ZM223 149H222V150H223ZM238 149H239V148H238ZM240 149H241V148H240ZM244 149L246 150L247 148H244ZM253 149H252V150H253ZM66 151H67V150H66ZM96 151H97V150H95V151H93V152H96ZM121 151H125V150H120L119 153H118V152H116V153L121 154V153H120ZM166 151H167V150H166ZM168 151H170V150H168ZM168 151H167V153L169 154ZM206 151H207V150H206ZM208 151H209V149H208ZM210 151H211V150H210ZM217 151H218V150H217ZM217 151H216V153H217ZM226 151H229V150L227 149V150H225V151H220V152L218 151V154H219V153H222V152H226ZM233 151H234V150H233ZM239 151H240V150H239ZM243 151H244V150H243ZM250 151H251V149H250ZM98 152H100V151H98ZM111 152L113 153V150H111ZM128 152H129V151H128ZM132 152H133V151H132ZM151 152H152V151H151ZM151 152L149 153L150 157L153 155ZM246 152H248V151H245L244 154H245ZM116 153H115V154H116ZM153 153H154V152H153ZM210 153H213V152H210ZM216 153H215V154H216ZM227 153H228V152H227ZM238 153H239V152H238ZM257 153H258V152H257ZM77 154H78V153H77ZM77 154H76V155H77ZM100 154H102V153L100 152ZM118 154H116V155H118ZM198 154H199V153H198ZM222 154H223V153H222ZM222 154H221V155H222ZM229 154H233V153L230 152V153H228V155H229ZM235 154H236V153H234V156L237 155V154H236V155H235ZM244 154L242 155L243 158H241V157L238 156L236 159L241 158V159L244 160ZM252 154H253V153H252ZM255 154H256V152H255ZM106 155L108 156V154H106ZM121 155H122V154H121ZM121 155H119V156H121ZM128 155H129V154H128ZM133 155H134V154H133ZM156 155H157V154H156ZM162 155H163V154H162ZM162 155H159L158 157H155V158H158V162L162 161V160H161L162 157L159 158V157L162 156ZM179 155H180V154L178 153V157H179ZM182 155H184V154H182ZM182 155H181V156H182ZM194 155H195V154H194ZM200 155H204V153H203V154H200ZM208 155H211V156H212V154H208ZM102 156H103V155H102ZM153 156H154V155H153ZM184 156H185V155H184ZM204 156H205V155H204ZM206 156H207V155H206ZM218 156H219V155H218ZM218 156H217V154H216V157H218ZM223 156H226V154H223ZM246 156H247V155H246ZM248 156H249V155H248ZM251 156H253V155H251ZM251 156H249V159H250V158H251V159L253 158V157H251ZM18 157H19V156H18ZM104 157H105V156H104ZM108 157H109V156H108ZM122 157H123V156H122ZM125 157H126V156H125ZM164 157H167V156L165 155V156H163V158H164ZM185 157L188 158L189 156H188V157L185 156ZM185 157L182 156V158H185ZM226 157H227V156H226ZM226 157H223V159L226 158ZM229 157H230V156H229ZM229 157H228V159H229ZM8 158H9V157H8ZM117 158H118V157H117ZM120 158H121V157H120ZM120 158H119V159H120ZM126 158H127V157H126ZM142 158H143V157H142ZM155 158L152 157L153 160H154ZM182 158L180 157V158H178L177 160L182 159ZM194 158H196V160H198L199 156H194ZM207 158H209V157H207ZM207 158H205V161H208V160L211 159V158H210V159H207ZM232 158H233V157H232ZM245 158L247 159V157H245ZM256 158H258V155H257ZM259 158H260V157H259ZM259 158H258L257 160H258V162L260 163V162H261V158H260V160H259ZM127 159H128V158H127ZM129 159H131V157H129ZM129 159H128V160H129ZM144 159H145V158H144ZM148 159H149V158H148ZM189 159H192V158H189ZM203 159H204V157H203L202 159L200 158L199 161H202ZM215 159H216V158H215ZM226 159H227V158H226ZM228 159H227V160H228ZM230 159H231V158H230ZM234 159H235V158H234ZM234 159H233V160H234ZM249 159H248V160H249ZM6 160H7V159H6ZM37 160H38V159H37ZM107 160H108V158H107ZM107 160H106V161H107ZM122 160H123V159H122ZM156 160H157V159H156ZM159 160H160V161H159ZM184 160H185V159H184ZM196 160H195V161H196ZM254 160H255V159H254ZM100 161H101V160H100ZM100 161H99L98 163H96V166H98V165L101 163ZM113 161H114V160H113ZM145 161H147V159H146ZM148 161H150V160H148ZM151 161H152V160H151ZM164 161H165V160H164ZM167 161H168V160H167ZM185 161H187V160H185ZM228 161H229V160H228ZM228 161H227V162H228ZM234 161H235V160H234ZM237 161H238V160H237ZM241 161H242V160H241ZM36 162H37V161H36ZM128 162H130V161H128ZM152 162L154 163L155 161H152ZM152 162H151V163H152ZM181 162H183V161H181ZM212 162H213V160H212ZM244 162H248V161H245V160H244ZM244 162H240V163H244ZM103 163H105L104 160H103L102 164H103ZM107 163H108V162H107ZM113 163H114V162H113ZM143 163H144V162H143ZM153 163H152V164H153ZM155 163L157 164V161H156ZM161 163H162V162H161ZM165 163H166V161H165ZM190 163H192V161H191ZM194 163H195V162H194ZM214 163H215V162H213V164H214ZM219 163H220V162H219ZM223 163H224V161H223ZM223 163H222V164L220 163V164L223 165ZM231 163L233 164L234 162H231ZM236 163H239V162H236ZM251 163H252V161H251ZM253 163H254V162H253ZM253 163H252V164H253ZM97 164H98V165H97ZM105 164H106V163H105ZM105 164H104V165H105ZM147 164H148V163H147ZM149 164H150V163H149ZM156 164H155V165H156ZM159 164H160V163H158V165H159ZM167 164H168V163H167ZM167 164H166V167H168ZM209 164H210V163H209ZM220 164H219V165H220ZM28 165H29V167L31 166L30 164H27V167H28ZM94 165H95V164H94ZM100 165H101V164H100ZM104 165H103V166H104ZM161 165H162V164H161ZM214 165L217 166V164H214ZM221 165H220V166H221ZM225 165H229V166H230V164H226V162L224 163V166H225ZM233 165H235V164H233ZM248 165H249V162H248ZM254 165H255V164H254ZM254 165H253V166H254ZM258 165H262V164L260 163V164H258ZM91 166H92V165H91ZM150 166H151V164H150ZM152 166H153V165H152ZM164 166H165V165H164ZM224 166H223V167H224ZM241 166L243 167V165H241ZM249 166H251V165H249ZM92 167H94V166H92ZM101 167H102V166H101ZM104 167H105V166H104ZM106 167H107V165H106ZM154 167H155V166H154ZM161 167H162V166H161ZM161 167H160V165H159L158 168H161ZM166 167H165V169H166ZM211 167H212V165H211ZM213 167H215V166H213ZM251 167H252V166H251ZM254 167H256V166H254ZM261 167H263V166H261ZM102 168H103V167H102ZM140 168H141V167H140ZM148 168H150V167L148 166ZM225 168L227 169V166H226ZM243 168L246 169V170L244 169L245 171L249 170V169H248L249 167L247 168V166H246V167H243ZM243 168H242V169H243ZM258 168H259V167H258ZM30 169H31V167H30ZM30 169H29V170H30ZM92 169H93V168H92ZM141 169H142V168H141ZM145 169H146V168H145ZM145 169H144V170H145ZM154 169H155V168H154ZM154 169H153V170H154ZM167 169H169V167H168ZM167 169L165 170V173L167 172ZM215 169H216V168H215ZM217 169H218V168H217ZM237 169H240V168H236V169H234V170H237ZM251 169H252V168H251ZM27 170H28V169H27ZM29 170H28V171H29ZM89 170H90V169H89ZM158 170H159V169H158ZM158 170L155 169V170L152 171V172H155V171H158ZM161 170H162V169H161ZM228 170H231V169H228ZM228 170H227V171H228ZM234 170H233V172H234ZM255 170H259V171H260L261 169H260V168H259V169H256V168H255ZM263 170H264V168H263ZM30 171H31V170H30ZM150 171H151V170H150ZM159 171H160V170H159ZM159 171H158V172H159ZM163 171H164V169H163ZM227 171L225 170V171H223V172L225 173V172H227ZM237 171H239V170H237ZM240 171H241V170H240ZM245 171H244V172H245ZM142 172H145V171H142ZM152 172H151V173H152ZM158 172H155V173L158 174ZM170 172H171V171H170ZM235 172H236V171H235ZM244 172H242V173H243V174H245V173H248V174H249V172H245V173H244ZM254 172H255V171L252 169L251 173L254 174ZM151 173H150V174H151ZM161 173H163V172H161ZM161 173H159V174H161ZM171 173H173V172H171ZM239 173H240V172H239ZM239 173H237L236 176H235L233 173H232V174H233L235 177H237V175L239 176ZM242 173H240V174H242ZM256 173H258V172H256ZM144 174H145V173H144ZM225 174H228V175L232 176L231 173H230V174H229V173H225ZM252 174H251V176H252ZM79 175H80V174H79ZM106 175H107V174H106ZM163 175H164V174H162L161 176L163 177ZM166 175H170V173L167 172ZM36 176H37V175H36ZM93 176H94V175H93ZM100 176H101V175H100ZM100 176H99V177H100ZM143 176H144V175H143ZM147 176H148V175H147ZM152 176H153V175H151V177H149V178H152ZM155 176H156V175H155ZM158 176H159V175H158ZM173 176H174V175H173ZM219 176H221V175L219 174ZM226 176H227V175H226ZM230 176H227V177H226V178H229V181H228L229 184H231L230 181H231V179H233V178H231ZM241 176H242V175H241ZM246 176H247V177H246ZM246 176L244 175V176H242V177H240V178L242 179V178L245 177V179H249V180H250V178H252V177H250L249 175H246ZM248 176H249V178H248ZM258 176H260V177H257V175H256V177H257L256 179L259 178L258 181L255 179V181H257V182H253V181H254V178H252L253 181H246V182H245V181H244V182H241V181H240V183L238 184L239 186L235 183V184H236V187L233 186V187L235 188L234 191H235L237 188H238V189L241 188L243 191H241V189H240V190H238V192H239V191H240V193H241V192H244V194H243V198H244V199L247 198L246 200H248V198L251 197V196H252V197H254V196H264V172L261 170V173L258 174ZM102 177H103V176H102ZM104 177H105V175H104ZM145 177H146V176H145ZM156 177H157V176H156ZM222 177H223V175H222ZM224 177H225V176H224ZM224 177H223V178L220 177L219 179H220V180H223ZM119 178H121V177H119ZM125 178H126V176H125ZM158 178H159V177H158ZM158 178H156V180H157ZM164 178H165V176L163 177V179H164ZM166 178H167V177H166ZM169 178H170V177H169ZM240 178L237 177L236 179L239 180ZM146 179H147V178H146ZM146 179H145V180H146ZM159 179H160V178H159ZM170 179H172V177H171ZM236 179H233V181L236 180ZM241 179H240V180H241ZM147 180H148V179H147ZM147 180H146V181H147ZM156 180H152V181H154L153 184H156L155 182H157V184H159L160 181H162V179H160V181L158 180V181H159V183H158V181H156ZM225 180H227V179H225ZM237 180H236V181H237ZM242 180H243V179H242ZM126 181H127V180H126ZM146 181H145V182H146ZM122 182H123V181H122ZM163 182H165V180H163ZM223 182H224V180H223ZM102 183H104V182H102ZM147 183H149V181H147ZM147 183H146V184H147ZM165 183H167V181H166ZM225 183H227V181H225ZM225 183H224V184H225ZM157 184H156V185H157ZM162 184H163V183H162ZM229 184H226V185H229ZM233 184H234V182H233ZM101 185L104 186V184H101ZM105 185H106V184H105ZM150 185H151V183H150ZM226 185H225V187L228 188V189H229V187L232 186V185H230L229 187H227ZM147 186H148V188H146V189H147V190L150 189V188H149V185H147ZM159 186H160V185H159ZM159 186H158V187H159ZM165 186H166V185H165ZM165 186H164V187H165ZM104 187H105V186H104ZM106 187H107V186H106ZM160 187H162V186H160ZM166 187H167V186H166ZM233 187H232V188H233ZM239 187H240V188H239ZM115 188H116V187H115ZM168 188H169V186H168ZM179 188H180V187H178V189H179ZM106 189H108V187H107ZM117 189H118V188H117ZM117 189H116V190H117ZM151 189H153V188H151ZM154 189H155V188H154ZM157 189H158V188H157ZM159 189H160V188H159ZM159 189H158V190H154L153 192H152V190H151V192H152L151 195H150V193H149L150 196L147 195V196H149V197L147 198V200H145V201L148 203V205H146V206H148V207H147V208L145 207V208L147 209V210H146V211H147V215L152 214V216L154 217V220H152V221L150 220V218L148 219L149 226H151V225H153V224H154V225H159L162 221L165 222V221L167 220V218H169V216H170V214H171L170 211H167L166 207H168V206H166L167 203H165V202H166V199L168 198V197H167V193L170 192V191L167 192L166 189H165V193H164V190H163V189H160V190H159ZM178 189H177V190H178ZM112 190H113V189H112ZM128 190H129V189H128ZM143 190H144V188H143ZM161 190H162V192H161ZM230 190H231V189H230ZM230 190H229V191H230ZM117 191H118V190H117ZM144 191H146V190H144ZM159 191H160V192H159ZM172 191H173V190H172ZM232 191H233V190H232ZM114 192H115V190H114ZM142 192H143V191H142ZM146 192H147V191H146ZM148 192H149V190H148ZM177 192H178V191H177ZM219 192H223V191H219ZM226 192H228V191H226ZM235 192H237V190H236ZM235 192H234V193H235ZM238 192H237V193H238ZM112 193H113V192H112ZM115 193H116V192H115ZM144 193H145V192H144ZM179 193H181V192H179ZM179 193H178V194H179ZM231 193H232V192H231ZM240 193H238V194H240ZM89 194H92V193H89ZM116 194H117V193H116ZM229 194H230V193H229ZM229 194H228V196H229ZM111 195L114 196V193L111 194ZM143 195H144V194H143ZM143 195H142V197H144ZM169 195H171V194H169ZM235 195H236V194H235ZM240 196H241V194H240ZM240 196L237 195V197H240ZM92 197H93V195H92ZM241 197H242V196H241ZM93 198H94V197H93ZM95 198H96V196H95ZM224 198H225V197H224ZM228 198H229V197H228ZM243 198H241V199L244 200ZM20 199H21V198H20ZM97 199H98V198H97ZM217 199H218V198H217ZM249 199H250V198H249ZM258 199H259V198H258ZM143 200H144V199H143ZM224 200H225V199H224ZM226 200H227V199H226ZM217 202H218V201H217ZM218 203H219V202H218ZM223 203H224V202H223ZM188 204H189V203H188ZM216 204H217V203H216ZM220 204H221V203H220ZM16 205H17V204H16ZM28 205H29V204H28ZM228 205H229V204H228ZM253 205H254V204H253ZM186 206H187V204H186ZM254 206H255V205H254ZM19 207H20V206H19ZM257 207H258V206H257ZM257 207H255V208L257 209ZM17 208H18V207H16V209H17ZM26 208H28V207H26ZM178 208H179V210H180V207H178ZM232 208H234V207H232ZM19 209H20V208H19ZM172 209H174V208H172ZM176 209H177V208H176ZM182 209H183V208H182ZM228 209H229V208L225 207V205H216V206H213V205H212V206H204V207L201 206V207L198 208V209H194V210H196V212L193 213L194 215H192L191 212L189 211V215H191L193 218H194V216H199V217H200V216H204V217H206V216H211V215H214V217H215V215H216V216H219V217H220L219 220H220L221 218L223 219V220H221V221L218 220L219 222H217L218 225H219V224L222 225V227H221V225H220L219 228H218V229H219L218 231L220 232V227L223 228V226H224L223 223H221V222H224L225 219L227 218V217L225 218L224 214H225L227 211H229ZM232 210H233V209H232ZM232 210H231V207H230V211H232ZM254 210H255V209H254ZM258 210H259V209H258ZM123 211H124V212H127V211L129 212V213H127V214H128V216H130V221H131V223H132V222H135L134 219H135V217H137L136 214H137V212H138L139 210H138L136 207H134L132 203H129L128 205H125L124 208H123ZM143 211H144V210H143ZM255 211H257V210H255ZM263 211H264V210H263ZM81 212H82V211H81ZM251 212H253V211H251ZM174 213H175V212H174ZM229 213H230V212H229ZM254 213H255V212H254ZM256 213L258 214V212H256ZM260 213H262V212H260ZM263 213H264V212H263ZM20 214H21V211H20V213H18V216H20ZM226 214L228 215V213H226ZM234 214H235V213H234ZM250 214H252V213H250ZM5 215H6V214H5ZM173 215H174V214H173ZM186 215H187V214H186ZM227 215H226V216H227ZM231 215H232V217H231L230 215H229V216H230L231 218H233L234 215H233L232 213H231ZM241 215H243V214H241ZM259 215H261V214H259ZM152 216H150V217H152ZM223 216H224V217H223ZM229 216H228L227 219H230ZM251 217H252V219H253V214H252ZM254 217H258V219H261V218L264 217V216H260V218H259L258 215L255 216V214H254ZM182 218H183V217H182ZM240 218H241V217H240ZM242 218H243V217H242ZM73 219H75V218H73ZM73 219H72V221H73ZM173 219H174V218H173ZM227 219H226V220H227ZM243 219H244V218H243ZM241 220H242V219H241ZM254 220H256V218L253 219V220H251V222H250V224L252 223V224H251L252 227H251V226L249 225V223H248L250 220H249V221H248V220H245V221H248V222H246V223H247L246 225L244 224L245 226H244V225L242 226V228L244 227V229H243V230L241 229V230L243 231V232H241V233L245 235L244 237H247V236L249 237L250 234H252V231H256V229H259V230H261V231L264 229V228L261 229V227H262L263 225H262V226L260 225V223H261L263 220L260 221V222L257 221V223H259V225H260V226H259L260 228H256V227L258 226L257 224H256L257 226L254 227V223H255V222H252V221H254ZM72 221H70V224L74 225L73 223H71ZM74 221H75V220H74ZM130 221H129V222H130ZM173 221H174V220H173ZM180 221H181V220H180ZM227 221L230 222L231 220H227ZM227 221H226V222H227ZM167 222H168V221H167ZM170 222H172V219H171ZM215 222H216V221H215ZM229 222H228V223H229ZM263 222H264V221H263ZM263 222H262V223H263ZM76 223H77V222H76ZM240 223H241V222H240ZM243 223H244V222H242L241 224H243ZM8 224H9V223H8ZM77 224H79V223H77ZM132 224H133V223H132ZM214 224H215V223H214ZM224 224H225V223H224ZM231 224H232V226H233V222H232ZM237 224H238V223H237ZM227 225H228V224H227ZM235 225H236V224H235ZM53 226H54V225H53ZM132 226H133V225H132ZM132 226L130 225V227H132ZM145 226H146V222H145ZM166 226H168V225L166 224ZM69 227H70V226H69ZM155 227H157V226H155ZM177 227H178V226H177ZM181 227H183V226L181 225ZM185 227H186V226H185ZM263 227H264V226H263ZM10 228H11V227H10ZM55 228H57V226H55ZM102 228H103V227H102ZM132 228H133V227H132ZM159 228H161V226H159ZM178 228L180 229V227H178ZM232 228H233V227H232ZM252 228H253L254 230H253ZM255 228H256V229H255ZM27 229H28V228H27ZM29 229H31V228H29ZM57 229H58V228H57ZM57 229H56V230H57ZM72 229H74V228H72ZM90 229H91V228H90ZM115 229H116V228H115ZM146 229H147V228H146ZM200 229H201V228H200ZM230 229H231V227H230ZM230 229H229V230H230ZM52 230H53V229H52ZM52 230H51V231H52ZM58 230H59V229H58ZM99 230H100V229H99ZM99 230H98V231L96 230V231H97V232H100ZM181 230H183V229H181ZM227 230H228V229H227ZM227 230H226V234H225V233H222V232H225V230H224V231H221V232H220L221 234H219L218 232H217V233H218L219 236H223V234H225L224 236H227V235H228V234H227ZM39 231L41 232L40 229H39ZM53 231H54V230H53ZM53 231H52V232H53ZM79 231H80V230H79ZM163 231L165 232V230H163V229L161 228V231H160L161 233L159 232V234H163ZM13 232H14V231H13ZM29 232H30V231H29ZM42 232L44 233V230H43ZM42 232L40 233V235H41V234L43 235ZM48 232H49V236H51V235H50V231H48ZM48 232H47V234H48ZM75 232H76V231H75ZM92 232H93V230H92ZM92 232L83 229L82 232H81V231L79 232L80 234H82L81 239H80V240H77V238L73 235V231H72L70 228H63V229L60 230V232H56V231H55V233H58L57 236L55 235V237H57V238H56V241H55L56 243L50 241V242L53 243V244H51V245H47V246H50V248H46V250L43 249V248H40L39 251H38V252L40 253V259H42V261H47V263H49V264H102V263H104V264H113V262H117L116 264H119V263H121L122 261H123V262L127 261L128 256L126 255L127 258H126V256L124 257V255H125L126 253L122 252V254L120 255V254L116 253V250H117V249H120V248H123V250L121 249L122 251H128L130 248L134 247L133 245H134V240H135V232H134L133 230H131V229H130V230H119V229L117 230V229H116V230L112 231V230H104V229H103V230L100 232V234H99V233H98V234H94V233H92ZM156 232H157V230H156ZM186 232H187V231H186ZM256 232H259V235L261 234V232L258 231V230H257ZM256 232H253V233L255 234ZM262 232H263L262 235H260V237L262 236V237H261V238H262V241L258 242V240H256L258 237H255L256 235L258 236V234H255L254 237H255L256 239L254 240V242H255L256 244H255L254 242H252V243L250 242V243H251V244H255V245H256V248H258V249L261 250V251H264V231H262ZM76 233H78V232H76ZM95 233H96V232H95ZM232 233H233V232H232ZM155 234H156V233H155ZM242 234H241V235H242ZM77 235H78V234H77ZM246 235H247V236H246ZM252 235H253V234H252ZM49 236L47 235L46 238H49ZM53 236H54V235H53ZM53 236H51V237H53ZM229 236H230V235H229ZM229 236H227V237H229ZM55 237H54V238H55ZM213 237H214V236H213ZM217 237H218V236H217ZM227 237H224V239L226 240ZM230 237H231V236H230ZM242 237H243V236H242ZM244 237H243V238H244ZM177 238H178V237H177ZM214 238H215V237H214ZM218 238H219V237H218ZM239 238H240V235H239ZM243 238H241V239H243ZM250 238H251V236H250ZM250 238H249V239H250ZM50 239H51V238H49L48 240H50ZM228 239H230V238H228ZM236 239H237V238H236ZM241 239H239V240H241ZM213 240L216 242V239H213ZM213 240H212V241H213ZM230 240H231V239H230ZM243 240H244V239H243ZM247 240H248V239L246 238L245 241H246V242H249V241H247ZM250 240H251V239H250ZM208 241H209V240H208ZM212 241H211V242H212ZM222 241L224 242L223 239H221L220 241L217 240V243H216V244H218V242H221V243H222ZM252 241H253V236H252ZM256 241H257V242H256ZM235 242H238V239L235 240ZM242 242H244V241H242ZM212 243H213V242H212ZM212 243H211V244H212ZM224 243H227V242L225 241ZM233 243H234V242H233ZM240 243H241V242H240ZM214 244H215V243H214ZM237 244H238V243H237ZM244 244H245V243H244ZM251 244H248V245L253 246V245H251ZM219 245L221 246V244H219ZM225 245H226V244H225ZM42 246L44 247V245H42ZM175 246H176V245H175ZM234 246H235V245H234ZM236 246H237V245H236ZM246 246H247V245H246ZM217 247H218V246H217ZM221 247H222V250H223V246H221ZM232 247H233V246L231 245V248H232ZM231 248H230V246H229L227 249L230 250V251H232L233 249L231 250ZM233 248H234V247H233ZM241 248H242V247H241ZM254 248H255V247H254ZM254 248H253V249H254ZM30 249H31V248H30ZM163 249H164V248H163ZM216 249H218V248H216ZM225 249H226V248H225ZM227 249H226V251H228ZM235 249H236V248H235ZM245 249H246V248H245ZM240 250H241V249H240ZM130 251H131V250H130ZM233 251H235V250H233ZM233 251L230 252V253H228V252H227V253L230 254V255H232V254H233ZM243 251H244V250H243ZM243 251L241 250V252H243ZM164 252H165V251H163V253H164ZM238 252H239V251H238ZM256 252L259 253L258 251H256ZM97 253H98V255H99L100 253H103V254H101V256L99 257V259H98V258H95V255H96ZM112 253H113V254H112ZM147 253H148V252H147ZM149 253H150V252H149ZM156 253H157V252H156ZM171 253H172V252H171ZM251 253H252V252H251ZM150 254H151V253H150ZM157 254H158V253H157ZM241 254H242V253H241ZM243 254H244V253H243ZM169 255H170V253H169ZM219 255H220V254H219ZM116 256H117V257H116ZM148 256H149V255H148ZM156 256H157V255H156ZM171 256H172V255H171ZM227 256H229V255H226V257H224V258H228ZM255 256H256V255H255ZM101 257H102V258H101ZM159 257H160V258H161V257H162V258H165L166 256H162V255L160 256V255H159ZM167 257H168V256H167ZM100 258H101V259H100ZM151 258H152V257H151ZM151 258H150V259H151ZM160 258H159V259H160ZM224 258H223L222 260H227V259H224ZM243 258H244V257H243ZM245 258H246V256H245ZM167 259L170 260V258H166V260H165V259H163V260H159V264H177V262H176V263L174 262L175 260L173 261L174 263H173V262L171 263V262H170L171 260L169 261L170 263H168V262H167ZM21 260H22V259H21ZM23 260H24V259H23ZM219 260H220V258H219ZM222 260H221V261H222ZM240 260H241V259H240ZM242 260H243V259H242ZM24 261H25V260H24ZM155 262H156V261H155ZM184 262H185V261H184ZM219 262H220V261H219ZM228 262H230V260H228ZM245 262H246V261H245ZM20 263H21V262H20ZM223 263H225V262H223ZM237 263H238V262H237ZM23 264H24V262H23ZM31 264H32V263H31ZM37 264H43V263H37ZM45 264H46V263H45ZM122 264H123V263H122ZM178 264H180V263L178 262ZM181 264H182V263H181ZM225 264H227V263H225ZM228 264H229V263H228Z\"/></svg>",
  "mask_w": 264,
  "mask_h": 264
}]
</instances>
